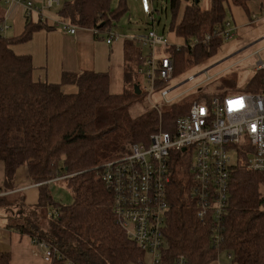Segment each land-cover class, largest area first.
Returning a JSON list of instances; mask_svg holds the SVG:
<instances>
[{"label": "trees", "instance_id": "trees-1", "mask_svg": "<svg viewBox=\"0 0 264 264\" xmlns=\"http://www.w3.org/2000/svg\"><path fill=\"white\" fill-rule=\"evenodd\" d=\"M167 1L172 12L171 27L186 44L170 49L175 75L203 64L216 52L224 39L203 40L227 20V4L247 8L249 2L208 0V7H203L201 0ZM111 2L71 0L59 14L77 27L104 31L113 28L128 8L126 0H120L115 9ZM4 19L0 6V26ZM43 26L41 21L26 19L19 35L0 34V161L5 173L0 190L15 188L13 182L21 166L27 167L30 181L39 186L33 210L15 217L12 227L57 248L59 258L51 264H138L146 252L116 223L111 193L100 179L99 168L127 153L133 144L148 146L159 128L173 130L176 119L187 114L190 107L186 110L187 104L174 103L162 114L146 108L135 116L131 107L143 93L131 89L112 93L108 72L67 71L58 83L36 78L32 55L16 53L13 46L29 40ZM194 39L202 41L190 45ZM65 84H76L77 91L65 92ZM164 85L158 83V87ZM262 86V78L254 74L246 91L257 93ZM211 87L218 90L213 96H225L228 92L223 88L236 89L237 83L235 78L219 76ZM112 153L117 157L110 159ZM173 161L164 229L168 251L165 264H171L180 254L188 264H210L222 251L232 256L231 264H264V196L258 190L262 176L253 181L250 174H240L237 164L230 166L223 238L215 247L211 221L199 217L196 202L189 194L190 163L180 154H174ZM66 175H72L67 186L74 200L69 205L55 202L47 183ZM3 200L0 197V202ZM36 209L47 211L44 225ZM0 264H11L8 252L0 253Z\"/></svg>", "mask_w": 264, "mask_h": 264}, {"label": "built area", "instance_id": "built-area-1", "mask_svg": "<svg viewBox=\"0 0 264 264\" xmlns=\"http://www.w3.org/2000/svg\"><path fill=\"white\" fill-rule=\"evenodd\" d=\"M18 2L23 5L26 19L34 20L35 16L36 20L43 22L45 9L60 5L61 0H46L41 5L34 0ZM151 19V30L132 37L142 47L150 49L149 54L142 58V65H145L139 67L138 73L144 77L151 100L155 90L160 89L162 100L174 103L181 96H169L172 88L167 85L175 71L170 49H180L186 44L169 43L165 35L156 32L153 15ZM258 19L252 15L251 22ZM57 26L72 35L78 29L65 18L58 21ZM10 27L3 24L0 29ZM113 28L104 31L94 28L92 31L96 36L104 35L106 42L112 44L120 37ZM237 30L236 25L226 20L203 41L209 42L215 37L232 39ZM201 41L194 39L190 45ZM158 47L164 48L163 54L155 53ZM255 59L252 69L255 74H259L263 83L259 92L212 95L209 99L194 100L188 113L176 119L173 130H159L151 135L148 146L133 144L127 153L100 166L99 176L111 193L116 223L146 255L149 254L150 264H165L164 258L168 252L164 229L169 209L168 185L172 181L174 154H180L190 163L192 186L189 194L196 202L199 217L202 220L207 217L211 221L215 247L220 245L223 238V217L229 201V175L233 162L228 144L232 142L239 148L238 167L245 168L247 172L264 174V45L257 49ZM204 71V79L199 83L201 88L215 78L208 70ZM196 77L191 75L189 79ZM159 82L166 85L158 87ZM154 107L162 114L157 104ZM242 143H247L248 149ZM3 194L0 191V196ZM31 242L42 250L43 259L48 264L58 257L57 248L47 240L31 238ZM229 259H232L230 254ZM171 264L188 263L186 257L180 254L173 257Z\"/></svg>", "mask_w": 264, "mask_h": 264}, {"label": "rangeland", "instance_id": "rangeland-1", "mask_svg": "<svg viewBox=\"0 0 264 264\" xmlns=\"http://www.w3.org/2000/svg\"><path fill=\"white\" fill-rule=\"evenodd\" d=\"M34 1L38 5H41L42 1L45 2L46 0ZM69 1L71 0H61L60 5H56L51 9L46 8L44 11L43 28L35 31L33 33V36L29 40L17 44V47L15 49L13 48L14 51L16 53L20 51L21 53H26L30 55L33 54L34 61L37 63L41 62L42 60H44L45 62L46 59H50L51 61H54L57 64L56 54L61 57L64 48L61 43L63 42V39L66 38L64 36L66 32H63L57 26V22L63 20V17L59 14V10L66 2ZM126 1L128 6L127 10L124 13H121L120 17L118 18V20L115 21V25L113 26L114 30L118 34H120V37L115 40L116 42L113 41V44L111 46L108 45L106 42L100 43L99 41L100 44L98 46V49L100 50V52H102L105 57L101 60V62L105 66L109 64V68H115V70H117L120 60L114 55H112V52L109 59H107L108 54L110 53L108 46H113V48L115 49L120 44V41H124V39L128 41H134L132 40V37H134L135 35L147 33L153 28V21L151 19V15H153L154 27L159 35H165L168 38L169 43H183L182 39L171 27L172 12L169 7V2L167 0ZM262 1L264 0H249L247 8L234 4L226 5V19L238 27L236 35L232 39H225L218 47L216 52L210 57H208L207 61L203 64L194 66L179 75L174 74L175 76H173V78L168 82L167 87L172 88V91L169 94L170 97H174L177 95L181 96L180 98L175 100L176 102L174 103H177L175 105L187 104V110L194 100H200L203 98L208 99L210 98V96H212V94L218 92L216 88L213 91V88L211 87L214 85L215 81H217V76L213 79L214 81L212 82V84H204V88L199 87V83H201L204 79V70L206 69L211 74L223 68L229 69L224 73L223 76L235 78L237 88H223L224 90H227V95L236 94L240 92H247V84L249 83L252 76L255 74L254 70L252 69V65L255 63L256 60L255 53L257 49L261 48L264 45V41H260V38H262L264 34V14L262 13V11H260ZM14 3H18L19 8L13 12L12 16H6L4 24L11 25V27L9 29H0V34L4 37H14L17 34L21 33V30L24 26V22L26 20L23 5L20 4L18 0H0V6L5 11H9ZM119 3L120 0H112L111 8H117L119 6ZM201 5H203V7H208V0H201ZM250 13H253L255 16H257L259 20L256 22H251ZM34 20H36L35 16ZM57 31L62 33H59ZM48 32H50L51 34H47ZM99 37V39L102 41L103 39L101 38V35H99ZM251 43L254 44L248 46ZM133 45L137 53L136 55H133L134 58L130 61L132 62L133 68L138 69L140 66L145 65H142L138 62L139 48H141L142 46L136 41L133 42ZM53 46H56V48L54 50H51ZM142 48V52L144 55L150 52V49L148 47ZM155 53L157 55L163 54L164 48L158 47L155 50ZM130 57L131 55L126 52V58L129 60ZM132 65L130 63V66ZM36 72L38 73L39 70H37ZM191 75H195L197 77L193 80L189 79ZM48 80L57 83L59 81L57 71H54L48 78ZM134 81L135 83L141 85V90L143 91L141 93L143 94L138 97V101L134 103L131 107V112L133 115H140L144 112L146 108L156 110V108L154 107L155 104H157L160 111L163 113L165 111L171 110L174 103L165 102L164 100H162L160 89L155 90V93L152 95L151 100L147 93L148 90L145 88L144 77L139 75V77H136ZM114 84L115 86L113 85L112 90H118L117 92H120L121 85L119 84V81H114ZM63 87L66 89L65 91L67 93L76 92L78 88L76 84H74L73 86L70 84H65ZM131 90H134V86H131ZM159 130L166 129L159 128ZM228 145L232 162L233 164H236L240 155L239 148L232 142H230ZM242 146L248 149L247 143H242ZM116 154L117 153H112V157H110V159L117 157ZM186 162L188 161L186 160ZM238 170L240 174H250L253 181L254 177L256 178V176L261 175L263 179H260L261 182L259 184L258 190L264 196V174L257 172H247L246 169L242 167H239ZM71 176L72 175H66L59 178H54L47 182L55 202L64 205H69L73 202V192L67 186V181ZM30 182L31 181L26 183L28 186L23 189V193L25 194L26 205L29 206V208H33L34 205L38 202L39 186L35 184L32 185ZM8 200H12V198ZM17 206L18 209L26 208V211L28 209L26 206H23V203L20 200L17 202ZM36 211H38L39 220H41L40 223L44 225L46 222V217L44 216V214L48 216L47 211L43 209H36ZM16 212L17 209L15 208L13 214H16ZM227 257L228 254L222 251L221 253H219L217 260H220L221 264H231ZM217 260L215 261L217 262ZM138 264H150L149 254L147 253L145 258L139 261Z\"/></svg>", "mask_w": 264, "mask_h": 264}, {"label": "crops", "instance_id": "crops-1", "mask_svg": "<svg viewBox=\"0 0 264 264\" xmlns=\"http://www.w3.org/2000/svg\"><path fill=\"white\" fill-rule=\"evenodd\" d=\"M263 7H264V1H262L260 11H262ZM18 8H19V4L14 3L9 11H5L4 9H2V12L5 17L4 20H6V16H12L13 12ZM252 15L254 14L250 13L251 17ZM34 21H38V20H34ZM25 23H26V20L21 30L22 32L24 30ZM59 33H62V32H59ZM47 34H51V33L48 32ZM64 36L66 38L63 37L64 39H63V42L61 43L62 46H64L63 53L61 57L58 54H56L57 64L54 61H51L50 59H46L45 62L44 60H42L41 62L37 63L34 61V56L32 54L33 63L35 66L34 76L36 78L42 77L41 78L42 80H47L49 82L55 83L54 81L48 80V78L51 76V74L54 71H57V75L59 76L58 82L61 81L63 77V73L67 71L76 72V73H80L83 71H100V72H108L109 80H110L109 87L112 93H122L125 90L131 89V86H134V90L137 85L139 86V88H141V85L135 83L134 81L136 77H139L140 75L138 73L139 68L134 69L132 62L130 61L134 58L133 55H136L137 53L133 45V42L135 40L128 41L124 39V41H120V44L115 49L113 48V46L112 47L108 46L110 53L108 54L107 59H109V57L111 56V52H112V55H114L116 58L120 60L117 70H115V68L114 69L109 68L110 67L109 64L105 66L101 62V60L104 59L105 57L102 54V52H100V50L98 49V46L100 43L106 42V38L104 35H101V38L103 39L101 41L99 39L100 38L99 36L94 35L92 29L78 27L77 32L75 34L72 35V34L65 33ZM260 41H262V38H260ZM254 43H251L248 46L253 45ZM112 44H108V45L111 46ZM16 47H17V44L13 46L14 49ZM55 48L56 46H53L51 50H54ZM142 51H143V48L142 47L139 48L138 62L141 64H143L142 58L149 54L148 52V54L144 55ZM126 52H128L131 55L129 60L126 58ZM18 53L26 54V53H21L20 51ZM139 58H140V61H139ZM130 63L132 66H130ZM37 70H39L38 73L36 72ZM228 70L229 69L227 68H223L213 73L212 75H214L215 77L217 76L218 78L219 76H223L224 73ZM127 73L130 75L128 76L129 80H127L128 78L126 79ZM114 81H119V84L121 85L120 92H117L118 90L117 91L112 90L113 85L115 86ZM70 85L73 86L74 84H70ZM63 90L65 91L66 89L63 87ZM4 180H5L4 165L0 161V187L3 185ZM29 181H30V178L28 176L27 167L21 166L17 170L15 179L13 182L15 185V188L11 190H6V191L0 190L2 193H4L0 197L5 198V200L0 202V253L8 252L11 255V264H48L43 259L42 250L38 248L37 246H35L34 244H32L31 237L27 234L20 233L18 230L12 227V224L16 223L15 217H19L21 214L23 213L26 214L29 211L33 210L31 209L32 207L29 208V206L26 205L25 194L23 193V189L26 186H28L26 183ZM30 183L32 185L35 184L32 181ZM10 198H12V200H8ZM19 200L23 203V206H26L28 208L27 211H26V208L18 209L17 202ZM15 208L17 209V212L16 214H13V212L15 211ZM227 258L229 259V254ZM210 264H221V262L220 260H217V262L213 261Z\"/></svg>", "mask_w": 264, "mask_h": 264}, {"label": "water", "instance_id": "water-1", "mask_svg": "<svg viewBox=\"0 0 264 264\" xmlns=\"http://www.w3.org/2000/svg\"><path fill=\"white\" fill-rule=\"evenodd\" d=\"M135 91H136L137 93H141L140 88H139L138 85L135 87Z\"/></svg>", "mask_w": 264, "mask_h": 264}]
</instances>
